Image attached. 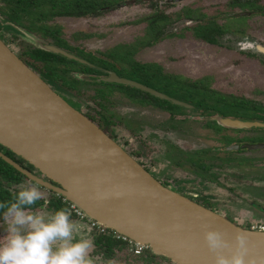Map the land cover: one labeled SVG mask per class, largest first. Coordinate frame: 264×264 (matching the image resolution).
I'll return each mask as SVG.
<instances>
[{
    "label": "water",
    "instance_id": "95a60500",
    "mask_svg": "<svg viewBox=\"0 0 264 264\" xmlns=\"http://www.w3.org/2000/svg\"><path fill=\"white\" fill-rule=\"evenodd\" d=\"M39 46L85 62L55 45L41 42ZM97 80L131 85L191 107L114 71ZM214 119L222 126L237 128L264 125L221 115ZM0 144L47 178L0 151V157L29 180L176 264H214L216 253L209 250L204 240L205 231L210 229L218 230L227 241L228 247L221 250L226 257L237 250L236 238L242 236L244 264H264V231L238 224L161 183L98 124L56 92L1 38Z\"/></svg>",
    "mask_w": 264,
    "mask_h": 264
},
{
    "label": "rangeland",
    "instance_id": "374dc122",
    "mask_svg": "<svg viewBox=\"0 0 264 264\" xmlns=\"http://www.w3.org/2000/svg\"><path fill=\"white\" fill-rule=\"evenodd\" d=\"M158 2L160 5V1ZM193 2L194 0L176 1L174 3L175 7L170 8L168 11L181 9ZM222 2L223 0L208 1L204 5L206 12L209 13L205 19L214 15L213 19L217 18L219 21L225 22L229 16L225 12L226 10L223 11ZM205 3L203 2V4ZM149 12L150 9L147 4L140 3L119 6L116 9L102 13L98 17H59L55 19L54 23L61 26V36L68 40L72 46L86 50L105 51L119 43L134 42L137 36L142 35L144 24L140 19ZM232 19L231 24H239L237 21L244 20L243 17ZM246 21L243 29H238L237 25H231L232 30L235 29V31L220 37V40L224 42V44H221L224 46H216L208 44L200 38L193 37L189 29L184 30L186 26L192 23L183 19L172 30L178 33L182 32V37H167L152 47L142 48L136 58L140 61L160 62L166 71L183 74L182 76L186 75L192 79L208 76L212 80L210 87L214 90L227 93L234 92L249 98L256 97L255 89H264V66L256 58L264 59V56L253 50H247L245 52L255 54L253 58L248 55L247 57L239 49L238 44L246 38L252 43L264 44V16L251 14L247 16ZM74 34L84 37L75 39ZM132 78L136 80L137 76L134 74ZM95 87L94 85L82 84L79 93L72 92V94L68 92L64 95L84 112L87 110L86 104L93 105V108L100 113L95 115L96 119L102 122L105 119L109 121L108 123L105 122L103 126L116 136L120 145L135 156L147 160V164H152L151 166L155 170L162 171L163 169L164 176L174 182L175 185L180 181H184L180 184L186 186L187 189H191L193 185L198 184L193 179L201 178L200 175L203 172L200 173L194 167L192 160L200 153L206 154L203 159L208 163L213 161L211 170L216 173L219 171L218 175H220L222 181L225 182L229 179L227 172H223L225 170L217 166V163L225 156L228 158L229 154L213 155L217 153L216 148L222 147L224 143L209 131L210 129H206V119L200 117L199 114L188 111V113H191L190 115L171 117L168 110L157 107L154 103L136 101L120 92H113L103 99L94 97ZM165 90L168 91V89ZM180 90L183 89L180 87ZM169 92L173 91L169 90ZM175 96L178 99L190 102L184 93H175ZM245 155H250V153L242 151L239 154V156ZM251 155L255 156L250 160L254 165L252 167L255 169L248 170V172H241L239 169L238 173L245 172L247 174H244L242 178L244 184L238 182L234 190L236 195L242 197L250 199L251 196H254L253 198H260L263 200L260 203L264 204V151H257ZM177 162L183 163L184 166L176 164ZM189 178L192 179L187 180ZM251 179H255L259 184L263 183V186L252 190ZM22 183L32 184L26 178L23 179ZM37 187L43 197L50 193L41 186L37 185ZM228 197L226 191L212 188L205 198L209 200L208 202L211 205H224L225 203L222 202L225 201L238 205L237 202L240 199L233 196ZM255 201L257 200L255 199ZM234 209L233 212L238 215L228 216L238 224L248 226L247 224L250 222H264V215H251L249 211H253L252 208L237 206ZM35 212L50 215L46 214L49 211L44 207ZM72 215L75 217L74 214ZM83 233L84 231L81 230L74 233V236L78 237ZM125 252L126 250L118 251L117 263L140 264L141 260L137 261V256H126ZM167 259L170 260L169 258H164L162 261L160 259L159 264H166L165 262H169Z\"/></svg>",
    "mask_w": 264,
    "mask_h": 264
},
{
    "label": "flooded vegetation",
    "instance_id": "af4514ba",
    "mask_svg": "<svg viewBox=\"0 0 264 264\" xmlns=\"http://www.w3.org/2000/svg\"><path fill=\"white\" fill-rule=\"evenodd\" d=\"M20 0H0V38L3 40L5 44L8 45V47L16 53L29 67H31L35 72H37L42 78V74L38 72L34 66L31 65V55L30 52L34 49H42L46 50L44 48H41L39 45L41 42H45L51 45H55L65 51H67L70 54H73L80 59H83L85 62L77 60L81 63L96 67L98 71H90V72H74L73 75H75L77 78L83 80V81H92L93 79H98L103 76H107L110 71H114L121 77L129 78L123 75V73L126 72H134L137 70L138 66L143 65V75L145 74L148 78L152 77V75H159V80L163 81V86L166 85L167 83V78L169 77H182L185 81L189 82L190 84L196 83L200 80L208 79L210 80V86H211V79L210 77H202L198 79H192L191 77H188L186 75L182 76L183 74H178V73H173V72H168L164 69V66L160 64V62L156 61H140L136 58V55L140 51V49L144 48H149L154 46L155 44L159 43L160 41L164 40L167 37H182L183 33H178L174 30V26L180 22L181 20L185 19L187 21H191V25L186 26L184 30L189 29L191 31V34L195 38H200L204 41H206L208 44L211 45H220L224 46V42L220 40V37L223 35L235 31L232 30V26L237 25L238 29H243V25L245 27L246 25V18L248 15L254 14L258 16H264V0H223L222 6H223V11L226 10L225 12L228 14V18H226L225 22L219 21V19H213L214 15L211 18L205 19L207 15L209 14L206 12V5L208 1H214V0H197L190 5H186L182 7L181 9L178 10H173V11H168L170 8H174L175 5L174 3L176 1H181V0H114L113 2L110 1L109 4H106L103 7H100L98 12L96 11L94 13H89L88 15H83V16H74V15H69V14H55V15H50V16H44L47 14L41 15L39 11H35L34 13L30 15L25 14L23 11L19 12L17 11L18 16H14L15 9L14 5L16 3H19ZM160 1V5L159 2ZM164 1V2H163ZM203 2H206L203 4ZM140 3H145L147 4V7L150 9V12L147 13L144 17L140 19V21L144 24V30L143 34L139 35L136 37L134 42L130 43H119L115 46H113L110 49H107L105 51H95V50H86L80 47H75L74 51H71V44L68 40L63 38L61 36L62 30L61 26L56 25L54 23L56 18L59 17H68V18H87V17H98L102 13L116 9L119 6L123 5H134V4H140ZM221 9V8H220ZM218 9V10H220ZM202 11V13H201ZM155 13H163V16L168 17L167 20L161 21L163 23V33H161L159 36L157 35L155 38H150L148 35V25L149 22L145 19L146 17L155 14ZM200 13V14H199ZM23 14V15H21ZM16 15V14H15ZM20 15V16H19ZM243 17L244 20L242 21H237L239 24H231L233 22L232 18H239ZM232 25V26H231ZM84 37V36H83ZM83 37H80V35H75V39H81ZM211 38H215L216 41H212ZM247 41H250L248 38H246ZM223 43V44H221ZM258 45L264 46L262 43H254ZM74 47V46H72ZM124 50H128V59L126 60H121L119 56H112V53H118V52H123ZM49 51V50H46ZM52 52V51H50ZM82 53V55H86L88 53H97L102 55L103 57L110 59L112 64H94L88 61L85 57H82V55H78L76 53ZM244 55H248L249 57L253 58L255 56L254 53H247L245 51ZM55 53V52H54ZM110 53V54H106ZM60 54V53H56ZM63 55V54H60ZM264 56V54H262ZM65 56V55H64ZM247 56V57H248ZM67 57V56H66ZM260 64L264 66V59L261 58H256ZM151 66L153 68H151ZM129 68V70H127ZM131 69V70H130ZM85 76H88L89 78H84ZM56 92H58L61 96H63L72 106H74L76 109L81 111L84 115L89 117L92 121H94L96 124H98L106 133H108L115 141H117L116 136L109 132L107 129L104 128L103 125H105V122L108 123L106 119L104 122L99 121V119H96L95 115L100 114L97 109L93 108V105L86 104V110L85 112L77 107V105L70 101L63 92H61L58 87L55 85H51L45 78H43ZM132 79V78H129ZM135 80V79H132ZM97 81H102V80H97ZM138 81V80H135ZM106 82V81H103ZM140 82V81H138ZM108 83H116V82H108ZM142 84H145L155 90H158L164 94H167L170 97L176 98L177 97L170 95L169 93L160 90L150 84L140 82ZM83 84H89V85H94L95 87V92L97 91L98 88L103 87L102 84H92L90 82H84ZM120 84V83H119ZM82 85V84H81ZM80 85V87H81ZM125 85V84H124ZM168 85V84H167ZM131 86V85H130ZM174 86L177 89H180L178 84L175 85H170L168 87ZM209 86V87H210ZM133 87V86H132ZM136 88V87H135ZM212 88V87H210ZM138 89V88H137ZM141 90V89H140ZM144 91V90H143ZM257 96L253 98L246 97L245 95H240V94H235L234 92H223L224 94L228 95V99H232V97H237L240 99L246 100L248 104H245L243 107L241 106H235L231 107L228 106L227 104L223 103V108L229 107L228 110L225 111H218L212 107H208L206 105L204 106H197L193 102H186L191 105V107H185V111L183 113H176V114H171L170 111L169 113L171 114V117H176L177 115H186V114H191L188 113V111L196 112L199 114L200 117L206 119L205 126L206 129H210L214 135L218 137L222 141L223 146L216 148V154L220 156L222 155H228V158L226 156L224 159L220 160L219 163H217V166H219L221 169L223 168L227 172V177L229 178L227 181H222L220 175H218L219 171L214 172L211 170V166L213 165V161L208 163L206 160H204V155L203 153H200L199 155H196V157L192 160L193 164L195 165L200 173L203 172L201 178H194L193 180L195 181V184L192 186L191 189H187L186 186L180 184L183 183L184 181H180L177 185H175L174 182L170 181V179L166 178L164 176V171L162 169H154L151 165L152 164H147V160L135 156L133 153L129 152L126 150L122 145V147L130 153L140 164H142L156 179H158L161 183L164 185L170 187L171 189L186 195L187 197L197 201L200 204H203L204 206L222 214L225 215L226 217L230 218L228 215H238L237 213H234L233 210L237 206H245L246 208H252L253 211H249L251 215H259L262 214L264 215V204L260 203L261 200L260 198H253L254 196H251L252 198H247V197H242L240 195H236L235 193V185L239 182L241 183L243 180V176L246 171L248 172L251 171L252 169H255L252 167L253 163L252 156L254 152L257 151H264V125H257V126H251V127H244V128H237V127H230V126H222L220 125L216 119H214V116L216 115H221L223 117H230L232 119H240L243 121H258L260 123H264V110H257L256 107H264V89H255ZM147 92V91H145ZM150 93V92H148ZM151 94V93H150ZM124 95V94H123ZM153 95V94H151ZM155 96V95H154ZM158 97V96H156ZM161 98V97H159ZM164 99V98H161ZM168 100V99H164ZM181 100V99H179ZM171 101V100H169ZM183 101V100H181ZM189 101V100H188ZM208 104H212L215 102V99L213 97H209L207 100ZM172 102V101H171ZM174 103V102H173ZM176 104V103H175ZM155 105V104H154ZM180 105V104H178ZM247 105V106H246ZM157 107H160L158 105H155ZM162 108V107H160ZM187 110V111H186ZM100 116V115H99ZM101 117H103L101 115ZM100 117V118H101ZM102 120V119H101ZM236 145H239V147H235ZM7 150H10L6 148L5 146L0 144V151L11 157L8 153ZM12 151V150H10ZM242 151H248L250 155H245V156H239V154L242 153ZM13 152V151H12ZM14 153V152H13ZM221 153V154H219ZM15 154V153H14ZM236 154V155H235ZM16 155V154H15ZM235 155V156H234ZM244 155V154H242ZM17 157H20L19 155H16ZM232 157V158H231ZM14 159L13 157H11ZM22 158V157H20ZM3 159V158H2ZM23 159V158H22ZM245 161H242V160ZM16 162L20 163L23 165L25 168L28 170L36 173L37 175H40L44 179H47L45 176H42L40 172L35 168L32 164H30L28 161L25 159L24 162L17 161L14 159ZM231 160V161H230ZM235 160V161H232ZM191 161V160H190ZM249 161V163H248ZM180 164L182 166L183 163L181 164L180 162L176 163ZM250 166H249V165ZM11 165V164H10ZM223 166V167H222ZM249 166V167H248ZM254 166V165H253ZM15 168V167H14ZM16 169V168H15ZM239 169L242 171H245L244 173H238ZM246 169V170H245ZM237 172V173H236ZM236 173V174H235ZM221 174V173H220ZM232 175V178H231ZM241 175V176H240ZM26 177V176H25ZM26 179H28L26 177ZM192 178H189L187 180H191ZM29 180V179H28ZM186 180V181H187ZM22 179L18 183H13L11 186L12 192L14 193L16 191L17 185L22 183ZM245 181V180H244ZM29 182L35 183L31 180ZM177 182V181H176ZM264 183V182H263ZM263 183H260L258 181H255V179H251V184L253 185L251 188L252 190L255 189L256 187H262ZM37 184V183H35ZM244 184V182H242ZM38 185V184H37ZM259 185V186H258ZM40 186V185H38ZM43 187V186H41ZM45 188V187H43ZM220 189L223 191H226L228 193V196H233L237 197L239 202H237L238 205L232 204L230 202H222L225 203L224 205H211L209 200H207L205 197L208 196V192L212 189ZM48 192V195L46 197H43L45 201V206H43L49 213L46 214H52L53 210L49 209L46 207V205L49 202V199L52 198L53 196L51 195V192L55 193L52 190H49L45 188ZM57 194V193H56ZM58 195V194H57ZM59 197H62L58 195ZM228 197V198H229ZM255 199L257 201H255ZM259 199V200H258ZM264 199V198H263ZM62 201L67 204V201L62 198ZM229 203V204H228ZM232 204V205H231ZM30 212H35L38 209H27ZM231 219V218H230ZM70 220L77 224L80 227V230L84 231L83 234L86 237H90L93 242V247L89 250V256L93 260V264H119L117 263L116 260L118 256V251L117 250L114 254L113 257H106L104 252L100 250V248L94 243V239L96 238V235H99L94 229H91L89 225L78 219L77 217H73L72 213L70 216ZM233 220V219H232ZM235 221V220H234ZM6 235V232L4 230V224L2 221H0V237H3ZM79 235L78 237H75L77 239L80 238ZM125 251V250H123ZM148 254V250L144 251L138 256H143ZM125 255H132L129 251L125 252ZM134 256V255H133ZM160 259H164V257L158 256L156 259H154L152 262H148L146 260H141L143 264H159ZM137 260V259H136ZM168 260V259H167ZM139 261V260H137ZM169 262H165L166 264H176L175 262L168 260ZM140 262V264H141Z\"/></svg>",
    "mask_w": 264,
    "mask_h": 264
},
{
    "label": "trees",
    "instance_id": "16d2710c",
    "mask_svg": "<svg viewBox=\"0 0 264 264\" xmlns=\"http://www.w3.org/2000/svg\"><path fill=\"white\" fill-rule=\"evenodd\" d=\"M114 1V0H110ZM109 0H20L19 3L14 5V9L16 10L13 18L18 16V13L23 11L25 14L30 15L35 11H39L41 15L50 16L55 14H69L74 16H83L88 15L89 13H100L98 12L100 7L105 6L110 3ZM16 14V15H15ZM23 15V14H21ZM20 16V15H19ZM148 25V35L150 38H155L157 35L159 36L163 33V23L161 21L167 20L168 17L163 16V13H155L145 18ZM212 41H216L215 38H211ZM75 47L71 46V51H74ZM78 55H82L79 52L76 53ZM110 54V53H106ZM31 55V65L40 72L51 85H55L58 89L63 93H72L78 92L80 89V85L84 82H90L92 84H102L103 87H100L95 92L94 97L106 98V95H109L113 92H120L124 94L126 97H131L136 101H143L144 103H154L168 111L171 114L183 113L185 111V107L175 104L169 100H164L154 95H151L148 92L137 89L130 85H124L119 83H108L103 81H97L93 79L92 81H83L73 75L74 72H90V71H98L96 67L81 63L77 60L70 59L64 55L56 54L54 52L42 50V49H34L30 52ZM114 56H119L121 60L128 59V50H124L123 52L112 53ZM117 56V57H118ZM88 61L94 64H112L110 59L103 57L97 53H88L86 55H82ZM151 68H153L151 66ZM143 65L138 66L137 70L134 72H126L123 73L124 76L132 78L134 74L137 76L138 81L150 84L160 90H163L170 95L175 96V93H184L186 94L187 100L193 102L195 105L199 106H208L212 107L218 111L228 110L229 107L223 108V103L228 106H241L243 107L245 104H248L246 100L240 99L237 97H232V99H228V95L222 93L219 90H214L210 88V80L204 79L200 80L196 83L190 84L185 81L182 77H169L167 78V83L163 86V81L159 80V75H152V77H147L145 74L143 75ZM144 72V71H143ZM133 79V78H132ZM168 84V85H167ZM170 85L178 84L183 90L177 89L174 86L168 87ZM165 89H168L166 91ZM172 90L173 92H169ZM174 93V94H173ZM73 94V93H72ZM178 95V94H177ZM177 97V96H175ZM209 97H213L215 99L214 103L208 104L206 101ZM247 106V105H246ZM257 110H264V107H256ZM7 153L16 159L17 161L24 162V160L20 157H17L12 151L7 150ZM25 177L20 171L15 169L12 165L6 162L4 159L0 157V201H11L14 193L12 192L11 186L13 183H18L21 179L23 180ZM52 198L49 199L47 208L55 210L60 208H67L68 205L66 202L62 201L63 197H59L56 193L51 192ZM45 206V201L42 198L38 200L35 204L31 205L29 208L31 209H39ZM109 233H98L96 238L94 239V243L100 248L101 251L104 252L106 257H113L117 250H126L129 251L132 255L137 256V260H146L148 262H152L158 256L167 258L163 255L155 254L150 248L148 249V254L143 256H138L140 254L134 253L129 249V246L126 242L117 239ZM146 251V250H145ZM171 260V259H170Z\"/></svg>",
    "mask_w": 264,
    "mask_h": 264
},
{
    "label": "clouds",
    "instance_id": "9594fccd",
    "mask_svg": "<svg viewBox=\"0 0 264 264\" xmlns=\"http://www.w3.org/2000/svg\"><path fill=\"white\" fill-rule=\"evenodd\" d=\"M238 47L264 54V46L247 39ZM42 198L35 183H21L11 201H0V221L6 232L0 237V264H93L89 256L92 239L84 235L75 238L74 233L81 230L70 220L69 209L60 208L50 215L27 210ZM204 240L209 250L216 253L214 264H244L242 236H237V250L230 257L222 254L228 243L218 230L205 231Z\"/></svg>",
    "mask_w": 264,
    "mask_h": 264
},
{
    "label": "built area",
    "instance_id": "2783aa9c",
    "mask_svg": "<svg viewBox=\"0 0 264 264\" xmlns=\"http://www.w3.org/2000/svg\"><path fill=\"white\" fill-rule=\"evenodd\" d=\"M66 200V199H65ZM67 201V200H66ZM68 209L69 211L75 215L78 219L86 222L91 229H94L97 233H109L112 234L113 237L120 239L127 243L129 246V249L132 250L136 254H141L145 250H148L150 247L147 244L139 243L134 241L133 239L122 235L112 229L107 228L106 226L100 224L98 221L90 218L88 215H86L81 209H79L74 203L67 201ZM248 226H245L250 229L254 230H260L264 231V222H250L247 224Z\"/></svg>",
    "mask_w": 264,
    "mask_h": 264
}]
</instances>
